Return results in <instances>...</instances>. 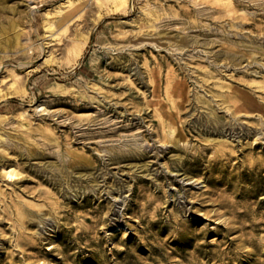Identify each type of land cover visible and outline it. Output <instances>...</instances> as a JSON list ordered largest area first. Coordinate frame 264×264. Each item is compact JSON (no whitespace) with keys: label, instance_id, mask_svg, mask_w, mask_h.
<instances>
[{"label":"rangeland","instance_id":"374dc122","mask_svg":"<svg viewBox=\"0 0 264 264\" xmlns=\"http://www.w3.org/2000/svg\"><path fill=\"white\" fill-rule=\"evenodd\" d=\"M114 2L0 0V264H264V0Z\"/></svg>","mask_w":264,"mask_h":264},{"label":"bare ground","instance_id":"6f19581e","mask_svg":"<svg viewBox=\"0 0 264 264\" xmlns=\"http://www.w3.org/2000/svg\"><path fill=\"white\" fill-rule=\"evenodd\" d=\"M221 1H222L223 4H225L227 6H231L232 3H233L232 0H221ZM79 2H81V1H79ZM115 2L117 3V6H121V5H127L128 2H129V0H115ZM62 9H64V7L60 5L59 6V11H61ZM147 14H149V17L146 18V19H144V20H142V22L140 24V28L141 29L144 28V27H150V26L151 27H156L157 26L156 20L159 18V11H158V9L151 8L150 7V8L147 9ZM62 18H64V17H62ZM65 18H66V16H65ZM12 21H13V24H14V28L17 29L18 22L16 20H12ZM60 22H61L60 20L59 21H57V20H49V22H47V26L50 27V28H55L57 25H59ZM126 32L127 31H123V33H126ZM16 35L18 37V32H17ZM149 39L151 40V42L152 41H157V42H161V43L162 42H165V41H163V39H165L166 42H168L170 40H173V44H175L180 49H184L187 46V40H185V38L183 36L182 37H179V38L178 37H175V36L170 37V36L166 35V33L164 31H160L159 34L156 35V37H148V36L142 35V34L132 35L126 41L140 43V42H142L144 40H149ZM238 44H244L245 47H248L249 46L248 48H250V46H251L252 48H257L258 50L261 49L262 52H264V44H256L253 41H248V42L241 41V42H238ZM254 51L255 50H253V52ZM231 59L233 61H236L238 59V57L233 56ZM11 85H12V83H11ZM224 97H225V94H224ZM170 98H171L173 107L177 108L178 107L179 100H180V95L175 91L174 94H172V93L170 94ZM231 99H232L231 101H228L226 99L224 100V102H227V108L229 110L232 108V106H234L235 108H237V109H239L241 111H248V109L250 108L251 100H250V98L248 96H246L244 94H237L236 96L231 97ZM211 109L212 110H210V112H214L213 107H211ZM163 126H164L163 127L164 134H163L162 137L164 139H168L169 140L171 138H174V140H176L178 142L182 139V135L181 134L177 133L175 135V132L177 131V124H176V121L174 120V118H173V116L171 114H170L169 119L166 118V121H165V123H164ZM29 213H30V215L32 217H35L36 216V214H35L34 211L29 210Z\"/></svg>","mask_w":264,"mask_h":264}]
</instances>
